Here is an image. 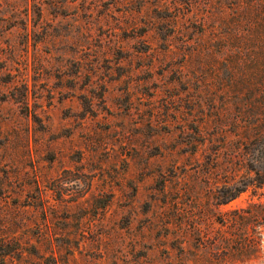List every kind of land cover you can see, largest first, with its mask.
Instances as JSON below:
<instances>
[{
  "label": "rangeland",
  "instance_id": "374dc122",
  "mask_svg": "<svg viewBox=\"0 0 264 264\" xmlns=\"http://www.w3.org/2000/svg\"><path fill=\"white\" fill-rule=\"evenodd\" d=\"M187 1L0 0V264H164L147 228L163 198L195 182L187 206L213 203L235 106L177 30L224 0ZM199 120L212 142L193 152Z\"/></svg>",
  "mask_w": 264,
  "mask_h": 264
},
{
  "label": "trees",
  "instance_id": "16d2710c",
  "mask_svg": "<svg viewBox=\"0 0 264 264\" xmlns=\"http://www.w3.org/2000/svg\"><path fill=\"white\" fill-rule=\"evenodd\" d=\"M211 8L209 14L195 13L191 26L182 24L177 36L184 47L185 62L194 63V71L203 84L221 86L233 100L234 113L229 116L231 134L223 140L229 164L228 180L221 189L212 192L213 203L198 209L186 203V199L196 198L203 191L195 182L175 190L171 197L165 196L158 206V219L147 222L150 233L157 231L155 237L150 236L149 249L159 248L164 264H261L264 260V0H224L221 4H211ZM180 11L164 14V18L176 23ZM242 92L249 95V100L235 102L239 96L241 99ZM219 116L213 123L216 130L223 127ZM209 127L204 120L194 126L195 136L188 141L193 152L212 142ZM208 160L211 168L216 169L218 155ZM208 168L205 164L196 169V177L208 174ZM206 192L209 193L208 189ZM244 192L250 194L244 206L218 211L219 205Z\"/></svg>",
  "mask_w": 264,
  "mask_h": 264
}]
</instances>
